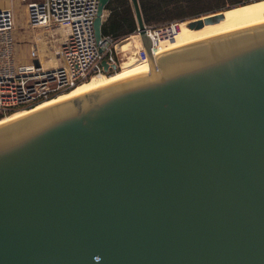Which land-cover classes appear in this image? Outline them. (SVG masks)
Wrapping results in <instances>:
<instances>
[{
    "label": "water",
    "instance_id": "water-1",
    "mask_svg": "<svg viewBox=\"0 0 264 264\" xmlns=\"http://www.w3.org/2000/svg\"><path fill=\"white\" fill-rule=\"evenodd\" d=\"M130 1L150 63L0 123V264H264V22L155 57Z\"/></svg>",
    "mask_w": 264,
    "mask_h": 264
},
{
    "label": "built area",
    "instance_id": "built-area-1",
    "mask_svg": "<svg viewBox=\"0 0 264 264\" xmlns=\"http://www.w3.org/2000/svg\"><path fill=\"white\" fill-rule=\"evenodd\" d=\"M22 1L28 5L29 24L43 30V39L31 43L30 60L20 62L14 12L11 8H0V117L21 106L32 108L45 99L69 91L93 75L111 74L127 61L144 63L149 60L137 25L119 37L102 34L96 38L94 21L99 0ZM180 25L178 20L157 25L145 23L154 55V46L161 39L174 38ZM132 36L138 37L139 42L124 54L121 44ZM43 55L46 58L54 55L56 65L44 68Z\"/></svg>",
    "mask_w": 264,
    "mask_h": 264
},
{
    "label": "bare ground",
    "instance_id": "bare-ground-1",
    "mask_svg": "<svg viewBox=\"0 0 264 264\" xmlns=\"http://www.w3.org/2000/svg\"><path fill=\"white\" fill-rule=\"evenodd\" d=\"M28 11V10H27ZM28 24H29V14H28ZM264 22V0H251L249 2L243 4L233 5L223 10V18L219 22L208 23L205 24L201 28H191L189 26L188 21H181V27L178 31L177 35L171 39H161L159 43L154 46L155 57L158 55L171 50L173 48L201 40L204 38H208L211 36H215L218 34H222L225 32H229L232 30H237L240 28L248 27L251 25H255L258 23ZM36 34V33H35ZM37 40H42L43 37L40 33L36 34ZM138 37L132 36V38H128L122 42L124 46L130 47L136 45L138 41ZM41 62L43 63L44 68L52 67L56 65V58L54 55L46 58L45 55L41 56ZM148 62H133L127 61L124 63L123 67L119 70L115 71L112 74H96L93 75L90 79L85 80L69 91L61 93L55 97H51L49 99H45L36 106L32 108H27L21 111L15 110L14 112L1 116L0 123L12 120L24 114H27L33 110L39 109L51 103L57 102L59 100L69 98L74 96L75 94L84 92L96 85L105 84L111 82L115 79L122 77L124 74L128 73L131 69L144 66Z\"/></svg>",
    "mask_w": 264,
    "mask_h": 264
},
{
    "label": "trees",
    "instance_id": "trees-1",
    "mask_svg": "<svg viewBox=\"0 0 264 264\" xmlns=\"http://www.w3.org/2000/svg\"><path fill=\"white\" fill-rule=\"evenodd\" d=\"M249 1L251 0H216L217 4H214L212 0H204V2H208L205 6L189 10L186 9V12L178 13L179 15L176 18H185L187 16L199 17L218 9L228 8L226 7L227 2L232 5H237ZM190 2H199V0H140L146 23L152 21V17L150 16L151 9L161 10L164 5H170L172 8H180ZM131 9L130 0H110L107 5L108 15L105 17L103 23V34L119 37L134 30L136 28V22L134 16L131 14Z\"/></svg>",
    "mask_w": 264,
    "mask_h": 264
},
{
    "label": "rangeland",
    "instance_id": "rangeland-1",
    "mask_svg": "<svg viewBox=\"0 0 264 264\" xmlns=\"http://www.w3.org/2000/svg\"><path fill=\"white\" fill-rule=\"evenodd\" d=\"M150 1H152V0H150ZM212 2L214 4H217L216 0H212ZM130 3H131V1H130ZM207 3L204 2V0H199V2H190L187 5H183V7H180V8H175V7L172 8L170 5H164L163 8H161V10L151 9L150 16L152 17V21L147 22V23L157 25V24H162L164 22H170L173 20L190 22L192 19H195L198 17H190V16H187L185 18H176V17L180 13L186 12V9L189 10V9H193V8H201V7L205 6ZM213 3H209V4H213ZM24 5L26 6V3H22L20 0H16V5H15V7H16V20H15V22L17 25L26 24V25L22 26L19 30H17V28H15V36L17 33L19 34V35H17L18 40L16 38V40L18 41V42H16V44L17 45L19 44L18 46H16V50H17V59L20 62H28L30 60V56H29L30 44H31V36L30 35L35 34V33L36 34L37 33L42 34V31H43L42 29L35 28V27L31 26L30 24H27L28 20H27L26 11L24 9ZM125 5H127V4H125ZM231 5H232L231 3L227 2L226 7H231ZM131 7H132V9H131L132 13L131 14L135 18V13H134L132 3H131ZM219 10H222V9L215 10L214 12H218ZM14 15H15V13H14ZM107 15H108V10H106V16ZM173 17H175V18H173ZM135 22H136V18H135ZM179 30H180V26H179ZM43 36L45 37L46 35L43 34ZM45 46L46 47L48 46V44L46 42H45ZM133 46H130L127 48V46H124L123 44H121L122 50L123 51L125 50L124 54H126L127 51L131 50L133 48ZM39 53L43 54V52H39ZM112 73H114V72H112ZM29 107L30 106H21L18 108L20 110H18V109L17 110L21 111V110L27 109Z\"/></svg>",
    "mask_w": 264,
    "mask_h": 264
},
{
    "label": "crops",
    "instance_id": "crops-1",
    "mask_svg": "<svg viewBox=\"0 0 264 264\" xmlns=\"http://www.w3.org/2000/svg\"><path fill=\"white\" fill-rule=\"evenodd\" d=\"M20 1L22 3H26V2H23L22 0H20ZM15 5H16V0H0V8H11L14 11V13H15L14 20H16V7H15ZM24 9L26 11L27 19H28V11H27L28 10V5H27V3H26V6L24 5ZM27 24H28V22H27ZM24 25H26V24H24ZM24 25H17L16 22H15V26H16L17 30H19ZM17 35H19V34L18 33L16 34V38L18 40V36ZM30 36H31V43H33L34 41H39V40H37L36 34H31ZM31 45L32 44H30V48H31Z\"/></svg>",
    "mask_w": 264,
    "mask_h": 264
}]
</instances>
